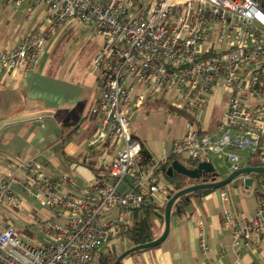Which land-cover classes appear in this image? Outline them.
<instances>
[{
    "label": "built area",
    "instance_id": "1",
    "mask_svg": "<svg viewBox=\"0 0 264 264\" xmlns=\"http://www.w3.org/2000/svg\"><path fill=\"white\" fill-rule=\"evenodd\" d=\"M5 1L46 3L47 14L42 26L0 51V69L36 65L60 25L79 21L102 37L90 62L99 94L90 106L95 130L87 139L102 177L79 190L69 173H46L33 159L21 163L22 192L51 216L40 227L25 222L21 231L12 220L18 194L0 181V264H89L103 245L127 232L134 209L165 204L157 172L170 155L203 161L216 154L229 159L231 171L264 158V0ZM213 86L225 96L218 134L201 123ZM169 97L186 115L183 135L154 155L134 136L129 114ZM112 209L120 215L103 221ZM222 218L233 246L264 243V194L256 195L253 215L225 208Z\"/></svg>",
    "mask_w": 264,
    "mask_h": 264
},
{
    "label": "crops",
    "instance_id": "2",
    "mask_svg": "<svg viewBox=\"0 0 264 264\" xmlns=\"http://www.w3.org/2000/svg\"><path fill=\"white\" fill-rule=\"evenodd\" d=\"M46 9V3L31 6L27 2L15 4L0 0V51L15 47L34 28L42 26ZM82 25L84 24L74 21L58 26L46 40L36 65L15 70L6 67L0 69V181H8L18 195L30 198L35 203L37 202L33 198L22 192L18 184L24 173L17 168L27 160L41 162L44 171L52 175H73L79 190L88 189L96 178L87 165L64 157L66 152L71 157L80 156L79 160L96 162L95 154H88L87 139L95 130V118L91 116L90 106L99 94L98 71L88 64L73 63L72 58L69 60L70 50L65 54L61 51L67 42L64 38L68 35L77 37ZM155 100H149L140 107L148 106ZM224 100L225 96L223 102ZM214 112L215 109L208 117L205 111L201 123L208 131L218 134V114L215 116ZM67 122H72L69 127L75 131L65 139L61 125ZM83 130L86 132L81 136L76 135ZM141 142L154 155H161L171 148L170 146L166 150L160 144L157 151L147 142ZM79 145L83 146L81 150ZM207 161L211 159L208 157ZM246 165L250 164L246 161L242 163V166ZM230 167L231 163L229 170ZM223 176L225 175L216 176L215 180ZM213 177L206 176L205 180L211 181ZM252 177L254 181L255 176ZM77 178L85 182L83 187ZM251 188L252 185L244 188L242 180L238 178L217 189H208L204 193L195 192L187 199L183 209L177 206L179 210H176L173 206L169 231L161 243L132 252L123 257L119 264H264V243L260 241L241 247L233 246L230 226L222 218L225 208L243 217L254 214L258 193L253 191L255 198L251 210L239 194L240 189ZM155 224L158 237L164 229V220L157 218ZM120 240L123 244L121 250L117 241L111 244L116 254L131 247L126 239L120 237ZM201 241L205 242V250ZM95 261L94 259L89 264H94Z\"/></svg>",
    "mask_w": 264,
    "mask_h": 264
},
{
    "label": "rangeland",
    "instance_id": "3",
    "mask_svg": "<svg viewBox=\"0 0 264 264\" xmlns=\"http://www.w3.org/2000/svg\"><path fill=\"white\" fill-rule=\"evenodd\" d=\"M81 33L77 37L66 36L64 40H66V44L64 45L63 54L67 53L70 50V58H72L73 63H78L80 65H90V60L94 57V54L98 51L103 43L102 37L96 32L95 29L91 27H87L86 25H82L80 27ZM61 46V45H60ZM223 89L221 87L213 86L211 93L209 95V100L206 105L205 111L207 112L208 117L211 115L212 110L215 109L213 115H219L218 109L220 108L224 96L222 95ZM167 105L171 104V98L165 99L164 101ZM174 109V108H173ZM175 110V109H174ZM129 119L133 127L134 136L140 140L147 142L148 145L156 148L158 151L161 146L169 150L172 140L175 138H179L182 136L184 131V121L186 117L182 113L169 111L164 104L159 105L157 107H151L144 105L140 108H134L131 110L129 114ZM90 122L88 123L89 126ZM80 132L76 134L77 136L82 133ZM79 136V137H80ZM72 137H75L73 135ZM78 137V138H79ZM80 150L83 146L79 145ZM217 171L226 172L229 170L230 162L226 161L223 156L212 155L209 156ZM182 164L187 165V161L189 158L186 155H182L178 158ZM80 182L81 187L84 186L85 182L77 178ZM236 180V179H235ZM234 180V181H235ZM258 183L261 184V190H264V174L259 177H255L253 181L252 188L254 186H258ZM157 184L165 189L166 193L172 187L169 183V180L166 177V174L160 171L157 175ZM250 190H239V194L243 196L244 201L248 205V209H252L254 204L255 194L253 189ZM165 193V194H166ZM239 195V197H240ZM19 208H16L17 217L12 219L14 225L19 228L21 231L27 229L26 224L31 223V227L37 226L40 227L43 221H46L50 218L51 214L47 208H44L37 203L33 202L30 198H26L23 195H18L17 201ZM10 215V214H6ZM120 215L117 209H112L108 212L106 216L102 219L106 221L110 217ZM11 216V215H10ZM26 231V230H25ZM114 241L119 244V250L123 248V244L121 243L120 238L114 239ZM106 245H103L101 248L103 249ZM111 247V246H108ZM98 262L95 261L94 264Z\"/></svg>",
    "mask_w": 264,
    "mask_h": 264
},
{
    "label": "trees",
    "instance_id": "4",
    "mask_svg": "<svg viewBox=\"0 0 264 264\" xmlns=\"http://www.w3.org/2000/svg\"><path fill=\"white\" fill-rule=\"evenodd\" d=\"M162 104H164L169 111H172V112L175 111L177 113H181L177 110H174L172 106L167 105V103H165L162 100H155V101L149 103L148 107L149 108L157 107V106L162 105ZM184 116H186V115L184 114ZM69 125H72V122H67V123H64L61 125V129L65 133V139H68L71 136V134L75 131V129L72 128L71 126L69 127ZM62 148H63V146H62ZM64 157H65V159H67L69 161H78V162H81V163L87 165L93 171L95 177H97V178L102 177L101 169L96 166V163L94 161H92V160L86 161L87 159L79 160L78 158L80 156L71 157L68 154H66V152H64ZM178 157H179V155H170L168 157L167 162L161 168V171L166 174L167 179L169 180V182L172 185V187L167 192L166 199L171 197V195L173 193L177 192L178 190H180L186 186H189V185H192V184H195L198 182L200 183V182L206 181V180L190 179V178L183 176V175H180L176 172H173V174L171 176H169L167 174V167L171 164V162L173 160L178 159ZM189 162H191V164H193V163H196L197 161H191L190 160ZM248 163L252 166H264V158L258 159L255 157L254 159L250 160ZM251 175L255 176V177H259L262 174L253 173ZM260 188H261V184L258 183V186H256L253 189V191L256 193H260V192L264 193V191H262ZM207 191H209V190L208 189L207 190H201L198 192L204 193ZM192 194H194V193H189V194H186L184 196L177 198L175 201V205H177L180 209H183V207L187 203V199ZM163 211H164V204L163 205L149 204L148 206L134 209L131 213V216H130V218H131L130 227L128 228L127 232L120 235L119 238L122 237V238L126 239L130 243L131 246L143 244V243H146V242H149V241L155 239L157 237V234L155 231V229H156L155 219L160 218L162 221ZM112 246L113 245H111V247L105 246L103 249L101 248L100 250L95 252L92 260L95 259L99 264H112L118 255V254H116V252L114 251V247H112Z\"/></svg>",
    "mask_w": 264,
    "mask_h": 264
},
{
    "label": "water",
    "instance_id": "5",
    "mask_svg": "<svg viewBox=\"0 0 264 264\" xmlns=\"http://www.w3.org/2000/svg\"><path fill=\"white\" fill-rule=\"evenodd\" d=\"M226 160L228 161L229 159L226 158ZM191 165L192 166L188 167L185 164H182L178 159H175L167 167V174L171 176L173 172H176L180 175L196 180H198L203 175L205 176L212 175L214 176L213 180L192 184L173 193L171 197H169L164 204V211L162 216L164 220V229L162 233L158 237H156L155 239L149 242L133 245L123 250L117 255L116 259L113 261L112 264H119L121 259L126 255L141 249L153 247L161 243L165 239L169 231V224H170V218H171L173 206L176 207V210H179L177 205H175V201L177 198L201 190L217 189L226 184H229L230 182L238 178L242 180V184L244 188H249L253 183V177L250 176L251 174L253 173L264 174V166L246 165V166H240L236 170L219 172L217 171L216 167L211 161H207V160L197 161L196 163H193ZM219 175H225V176H223L219 180H215L216 176L218 177Z\"/></svg>",
    "mask_w": 264,
    "mask_h": 264
},
{
    "label": "flooded vegetation",
    "instance_id": "6",
    "mask_svg": "<svg viewBox=\"0 0 264 264\" xmlns=\"http://www.w3.org/2000/svg\"><path fill=\"white\" fill-rule=\"evenodd\" d=\"M186 166H188V167L192 166V165H191V162H187V165H186ZM206 176H207V175H206ZM206 176L203 175V176H201L198 180H205V179H206Z\"/></svg>",
    "mask_w": 264,
    "mask_h": 264
}]
</instances>
